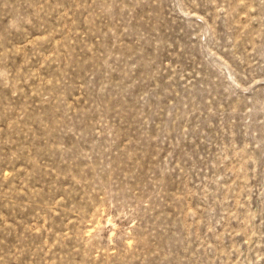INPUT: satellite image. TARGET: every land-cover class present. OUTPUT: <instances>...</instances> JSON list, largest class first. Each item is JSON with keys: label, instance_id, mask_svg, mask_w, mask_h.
<instances>
[{"label": "rangeland", "instance_id": "374dc122", "mask_svg": "<svg viewBox=\"0 0 264 264\" xmlns=\"http://www.w3.org/2000/svg\"><path fill=\"white\" fill-rule=\"evenodd\" d=\"M0 264H264V0H0Z\"/></svg>", "mask_w": 264, "mask_h": 264}]
</instances>
